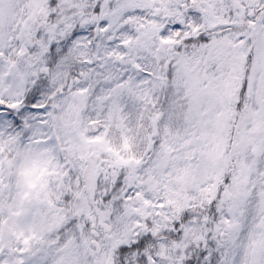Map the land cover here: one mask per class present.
Here are the masks:
<instances>
[{
	"label": "snow or ice",
	"instance_id": "snow-or-ice-1",
	"mask_svg": "<svg viewBox=\"0 0 264 264\" xmlns=\"http://www.w3.org/2000/svg\"><path fill=\"white\" fill-rule=\"evenodd\" d=\"M0 264H264V0H0Z\"/></svg>",
	"mask_w": 264,
	"mask_h": 264
}]
</instances>
